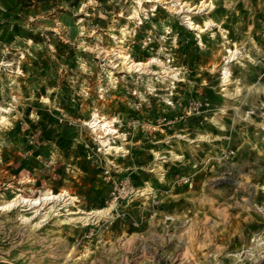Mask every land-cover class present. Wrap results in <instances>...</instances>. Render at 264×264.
Wrapping results in <instances>:
<instances>
[{"label":"rangeland","instance_id":"rangeland-1","mask_svg":"<svg viewBox=\"0 0 264 264\" xmlns=\"http://www.w3.org/2000/svg\"><path fill=\"white\" fill-rule=\"evenodd\" d=\"M134 1L0 0V105L13 108L0 126V199L49 188L84 211L117 206L85 226L64 220L73 206L39 228L18 219L28 211L0 212V264H264V0H206L192 21L225 34L212 27L202 45L169 0L130 20ZM119 48L178 79L156 64L112 68ZM227 49L238 54L225 65ZM93 110L120 117L124 156L100 150Z\"/></svg>","mask_w":264,"mask_h":264},{"label":"bare ground","instance_id":"bare-ground-1","mask_svg":"<svg viewBox=\"0 0 264 264\" xmlns=\"http://www.w3.org/2000/svg\"><path fill=\"white\" fill-rule=\"evenodd\" d=\"M161 1L163 0H135L134 2H136V7L133 8L132 14L128 17V19L134 20L136 18L139 20L138 12L139 10H143L142 8L143 2H152L155 4ZM164 3L167 5L168 9H171L172 11H176V14L182 15V22L188 27V29L190 28L196 31V37L200 45H202V39L200 34L205 32L206 30H211L212 27H217L218 32H220L222 36L225 34V30L221 28V26H219L218 24L214 23L210 18L204 19L203 24L200 25L198 23H194L190 17V15L192 14L207 13L208 12L207 10L212 8L211 2H206V0H201L197 5H190L187 2H182L181 0H169ZM154 4L151 5L152 9L155 6ZM138 23H141V21H139ZM126 28L127 27L124 26L120 29L122 35L120 39H118L115 35H112V38L114 39V41L116 40L115 41L116 43L124 42V40L126 39L125 38L126 34L129 32L128 28L127 29ZM227 52H228V55L226 56L227 63H225V65H227L228 62L236 59V55L238 54L237 49L234 50L227 49ZM114 55L118 63L112 65V68H116L120 66V68L123 69L122 70L123 72L150 74L153 72L151 70L150 71L148 70L150 69L149 68L150 65L156 64L157 66L163 69L162 70L163 74L161 75V77H163L164 79L169 78L171 80L178 79L177 72L174 71L175 68L174 70L172 69L173 71H170L171 69L168 70L167 67L164 66V63L161 60L157 59L156 57H151L150 60L147 62L135 61L127 52H125L122 49L115 51ZM0 64L2 66H10V64L5 63L4 61L0 62ZM229 77H230V72L228 67L223 66L222 77H221L222 86L228 85V82L230 81ZM112 82L114 83L113 79ZM238 92H240V89L236 87L234 93H238ZM43 105L44 107H47V105H49V101L47 99H44ZM12 109L13 108L11 104L9 107L7 106L3 107L0 105V126L9 125L8 118L5 115H10ZM85 124L92 130L94 135H96L97 141L99 142V146H101L100 150H102V152L105 155L124 156L123 153L125 154L126 150L124 149L123 146L124 143L122 141L124 140L123 137L125 136L123 133L121 134L118 128L121 127L122 124L120 117H113L108 119L104 115H100L96 110H93L91 112V118L89 120H86ZM258 125L263 127L264 123L261 122ZM184 137L185 136H180V138H184ZM205 139H207L206 136H200V141H204ZM154 155L158 156L157 152H154ZM159 158H163V157H159ZM168 158L170 160H175L178 162H182L184 160V156L176 152H173L172 150L169 151V157H167V159ZM106 159L108 162H112L108 157ZM155 172L158 174V176H163L164 169L162 166H157L155 168ZM138 191L142 192V194H149L152 191V187L148 183H145L142 187H140ZM77 202H78V198L75 195L69 193L67 190L62 189L59 191H53L47 188L42 190L40 193H38L35 196H24L21 193H15V195L12 198L0 199V212L8 213L17 210L18 208H20L19 209L20 212L28 211L30 212L29 216L28 215L26 216L27 212L25 214L21 213L18 215V219L22 223H29L30 225L32 224L33 227L39 228L43 226L48 220H50L51 217L58 216L61 209H65L68 206H73L76 210L69 211V209H65V211L68 212L65 215H78V216L73 218H67L65 216L64 220L74 221L79 226H85L91 223L101 222L105 219H110L113 217L115 207H117L115 206L114 202H111L102 208L84 211L76 208ZM227 256L231 257V259L235 261L239 257V252H231L228 253Z\"/></svg>","mask_w":264,"mask_h":264},{"label":"built area","instance_id":"built-area-1","mask_svg":"<svg viewBox=\"0 0 264 264\" xmlns=\"http://www.w3.org/2000/svg\"><path fill=\"white\" fill-rule=\"evenodd\" d=\"M191 104H193V109L194 110H198L201 106H202V103L200 101H195V102H192ZM189 110H191V108L189 107Z\"/></svg>","mask_w":264,"mask_h":264}]
</instances>
